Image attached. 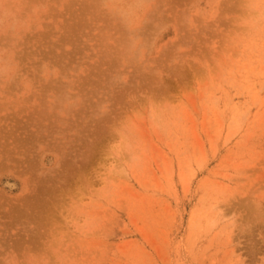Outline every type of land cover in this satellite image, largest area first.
<instances>
[{
	"label": "rangeland",
	"instance_id": "rangeland-1",
	"mask_svg": "<svg viewBox=\"0 0 264 264\" xmlns=\"http://www.w3.org/2000/svg\"><path fill=\"white\" fill-rule=\"evenodd\" d=\"M0 264H264V0H0Z\"/></svg>",
	"mask_w": 264,
	"mask_h": 264
}]
</instances>
